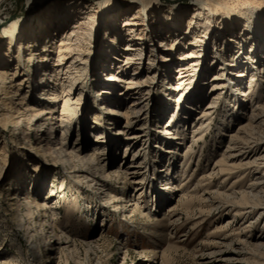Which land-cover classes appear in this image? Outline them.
I'll list each match as a JSON object with an SVG mask.
<instances>
[{"label": "bare ground", "instance_id": "1", "mask_svg": "<svg viewBox=\"0 0 264 264\" xmlns=\"http://www.w3.org/2000/svg\"><path fill=\"white\" fill-rule=\"evenodd\" d=\"M44 1L26 0V4L30 8ZM121 2L127 7L119 14L124 22L114 24L113 30L119 31L112 39L100 30L104 15L122 9L119 1L49 0L43 10L1 24L6 42L0 44V132L3 124L16 126L21 140H29L25 155H38L52 169L63 164L75 181L84 178L99 185L97 192L122 214L142 207L141 216L159 231L173 229L176 211L170 201L174 197L186 202L192 199L189 195H197L203 180L222 175V183L237 174L227 187L238 182V190L203 189L196 197L230 217L227 227L239 218L251 219L240 231L232 228L224 234L216 249L197 255L196 262L264 264V228L250 238L246 235L258 217L264 224V0ZM71 15H75L74 24H69ZM240 26L243 29L238 33ZM196 32L200 34L194 38ZM213 39L217 44L210 50ZM232 48H236L233 56L224 59ZM148 49L155 55V65H143ZM91 53L96 56L92 67L88 63ZM88 89L94 99L93 115L89 112L77 118L76 106L84 103ZM155 90L158 107L150 103ZM224 97L230 108L222 118L228 115L232 122L221 124L223 131L217 133L220 140L227 136L228 145L190 189L186 182L193 172L186 175V171L193 159L192 147L201 140ZM79 119L82 129L70 146L71 129ZM152 120L157 127L155 138L161 137L154 147L165 157V163L156 168L149 164L145 149L147 130L152 129L147 123ZM188 122L192 125L190 142L180 154L174 148L182 144L185 133L178 124ZM56 132L60 137L52 140ZM103 133L114 141L105 139ZM12 138L16 146L20 140ZM216 153L212 149L210 155ZM87 162L91 164L85 166ZM255 175L244 183L247 176ZM113 178L131 188L127 199L105 188ZM15 194L5 200L24 204L28 214L35 209L38 233L44 236L42 221L47 211L53 214L55 201ZM216 196L223 201L216 202ZM50 219L54 222L55 217ZM47 243L49 248H58L62 240L55 237ZM0 264L18 261L0 257Z\"/></svg>", "mask_w": 264, "mask_h": 264}, {"label": "rangeland", "instance_id": "2", "mask_svg": "<svg viewBox=\"0 0 264 264\" xmlns=\"http://www.w3.org/2000/svg\"><path fill=\"white\" fill-rule=\"evenodd\" d=\"M48 1L31 4L30 8L26 4V0H6L2 2L0 4V22H2L0 23V44L6 42L1 35V24L16 18L27 17L33 12L43 10L44 3ZM104 1H119L121 3L120 8L122 9L119 12L111 11L106 16H103L104 22L102 23L100 34L104 36L110 33V39H112L119 31L113 30L114 24L119 26L123 24L124 18L121 15L119 16V14L127 7L121 0ZM161 1L163 3L165 0ZM178 1L182 4H189L190 0ZM160 14L163 15V13ZM70 18L69 24H74L75 15H71ZM241 29L243 27L240 26L238 33L241 32ZM199 34V32H196L193 37L196 38ZM216 44L217 41L213 39L210 43V50H213ZM234 49H230L224 59L232 57ZM151 53L153 52L148 49L147 55L144 56L143 60L144 66L155 65V55ZM95 58V53H91L88 61L91 67ZM80 80L84 81L85 77ZM93 102V95L88 89L84 97V103L82 101L76 106L77 118L85 114L88 115L89 112L93 115ZM150 103L151 106L158 107L157 90L152 92ZM228 108H230L228 100L226 101L224 97L212 115L207 129L205 128L201 140L192 147L193 159L186 171V175L193 172V176L186 182L190 189L199 183L198 180L201 177L207 174L209 165L221 156V152L228 145L227 136L224 139L225 136L222 135L220 140L217 133L223 131L219 128L221 124L226 126L230 120L232 122V117L228 115H225L224 119L222 118L226 111L225 109ZM56 111L61 112V103L60 106L56 107ZM229 113L228 111L227 114ZM237 115L240 117L244 116L241 113ZM222 120H225V122L223 123ZM101 122V120L98 122L99 125H101ZM237 123L238 121L236 120L230 127H235ZM82 125L83 122H80V119L73 124L69 137L70 146H73L74 142L77 141L78 132L81 131ZM147 125L152 129L147 130L149 139L145 142V149H147L149 164L156 168V166L162 165L163 162L165 163V157L154 147L155 141L158 140L160 142L161 137L155 138L157 136L154 134V130L157 128L155 121L152 120ZM184 125L182 123L178 124L179 128L182 131L184 130L185 135L182 136V144L174 148L180 154L184 152L190 142L192 125L189 127V122ZM222 129L225 128L223 127ZM20 135V129L16 126L14 127L10 123L3 124L2 132H0V253H2L0 257H12L18 261V264H144V262H148V264H197V255L216 249L220 246L221 240L219 239L224 234L230 232L232 228L240 231L243 225L251 219L239 218L234 225H228L227 227L226 221L231 219L230 217L223 215L222 212L212 208L207 202H201L196 197L203 192V189L206 192L224 191L227 193L231 190L239 189L238 182L231 186V189L228 188L231 185L230 182L237 177V174L222 183L220 182L222 180L221 175L220 177L215 176L211 180H203L200 183H203V185L199 186L197 195H189L192 199L186 202L183 200L176 201L174 197L170 201L175 206L176 211V217L174 216L176 219L172 225L173 229L171 231H159L158 227L151 224L146 217L141 216L140 210L142 207L134 208L132 212L122 214L120 210L111 205L105 195L97 192V186L99 187V185H95L92 181L84 178L75 181V178H70L68 175L69 167L63 164H58L57 168L52 169L38 155L36 157H34L35 155H25L23 151L29 140L23 139L22 141V135ZM103 135L105 139L110 140L112 138L114 141L113 136H106L104 133ZM12 137L16 138V141L17 139L20 140L16 146L12 143ZM57 137H60V133H53L52 140ZM113 141L108 148H112ZM23 142L25 144L20 145ZM30 142H33V138H31ZM212 149H215L216 155H210ZM129 157L130 154H127L126 159ZM155 160L160 163L156 165V162H153ZM103 162L105 164L108 163L107 161ZM90 164L91 162H87L84 165ZM73 165L78 167L81 164L73 161ZM35 166H38L39 169H36ZM255 177L257 175L247 176L244 179V183H248L249 180ZM105 188L111 191L112 194L120 195L125 197V199H127L131 189L115 178L110 179L109 184ZM13 192L16 193L15 195L18 193L34 197L44 196L55 201L56 209L53 212L54 215L47 211L48 216L42 221L43 231L46 232L44 236L38 233L35 209H32V213L28 214L27 207L24 204L11 205L10 199L5 200V197L11 196ZM177 199L180 198L177 197ZM222 199L219 196L215 197L216 202L223 201ZM142 203L145 202L143 201ZM167 206L165 205L164 208ZM199 210L203 211V215ZM51 216L55 217L54 222L50 219ZM254 217L255 214L254 216L252 215V218ZM103 218L105 219L103 220ZM101 222L103 223L102 227L100 226ZM24 224L25 226H23ZM260 228H264V224L263 219L258 217L256 223L247 228L250 233L246 232V235L249 234L248 237L250 238L252 233L253 235L259 233ZM55 237H59L62 243L58 248H49L47 242L53 241ZM217 244L219 245L217 246ZM248 248L246 250H249ZM122 250V254L119 253Z\"/></svg>", "mask_w": 264, "mask_h": 264}]
</instances>
